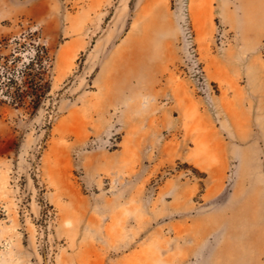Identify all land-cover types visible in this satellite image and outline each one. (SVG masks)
<instances>
[{
	"label": "rangeland",
	"instance_id": "rangeland-1",
	"mask_svg": "<svg viewBox=\"0 0 264 264\" xmlns=\"http://www.w3.org/2000/svg\"><path fill=\"white\" fill-rule=\"evenodd\" d=\"M225 215L262 238L264 0H0V264H220Z\"/></svg>",
	"mask_w": 264,
	"mask_h": 264
},
{
	"label": "bare ground",
	"instance_id": "bare-ground-1",
	"mask_svg": "<svg viewBox=\"0 0 264 264\" xmlns=\"http://www.w3.org/2000/svg\"><path fill=\"white\" fill-rule=\"evenodd\" d=\"M222 228L224 236L218 252L220 264H260L257 258L258 253L264 251V234L261 239H250V242L239 235V241L235 242L226 215L223 217Z\"/></svg>",
	"mask_w": 264,
	"mask_h": 264
},
{
	"label": "trees",
	"instance_id": "trees-1",
	"mask_svg": "<svg viewBox=\"0 0 264 264\" xmlns=\"http://www.w3.org/2000/svg\"><path fill=\"white\" fill-rule=\"evenodd\" d=\"M34 64H35V62L32 60L31 62H29L27 68H31Z\"/></svg>",
	"mask_w": 264,
	"mask_h": 264
}]
</instances>
